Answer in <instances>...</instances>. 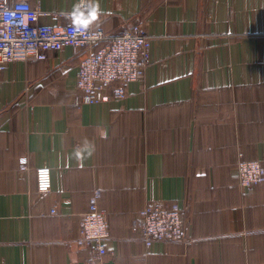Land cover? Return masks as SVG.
Returning a JSON list of instances; mask_svg holds the SVG:
<instances>
[{
	"label": "crops",
	"instance_id": "crops-1",
	"mask_svg": "<svg viewBox=\"0 0 264 264\" xmlns=\"http://www.w3.org/2000/svg\"><path fill=\"white\" fill-rule=\"evenodd\" d=\"M26 1L39 25L60 26L80 0ZM93 3L88 27L140 25L150 64L123 99L80 106L87 51L0 71V264H85L76 241L93 201L109 231L104 264H264V182L244 190L236 176L242 160L264 170V0ZM149 204L183 211L184 242L144 246L133 226Z\"/></svg>",
	"mask_w": 264,
	"mask_h": 264
},
{
	"label": "built area",
	"instance_id": "built-area-1",
	"mask_svg": "<svg viewBox=\"0 0 264 264\" xmlns=\"http://www.w3.org/2000/svg\"><path fill=\"white\" fill-rule=\"evenodd\" d=\"M79 5L84 11L88 0L83 3L80 0ZM40 15L39 8L26 0L12 3L0 0V71L12 62L45 61L50 52H58L64 47L87 51L76 73L78 95L73 100L75 106L123 99L124 87L139 81L150 64V37L138 24L111 37L91 27L78 33L70 19L60 26L39 25ZM100 44L103 45L97 47ZM28 170V159L21 158L20 173ZM236 176L239 187L248 190L264 181V170L258 161H240ZM34 177L36 194H48L51 190L50 169L46 166L35 168ZM133 230L139 231L147 248L153 242L180 243L186 239L183 211L175 205H146L138 213ZM108 238L105 216L93 201L82 217L76 241L79 248L90 253L85 264H104Z\"/></svg>",
	"mask_w": 264,
	"mask_h": 264
},
{
	"label": "clouds",
	"instance_id": "clouds-1",
	"mask_svg": "<svg viewBox=\"0 0 264 264\" xmlns=\"http://www.w3.org/2000/svg\"><path fill=\"white\" fill-rule=\"evenodd\" d=\"M85 11L87 12V15H85ZM98 14L99 4L93 3L84 11H81V5H76L74 6V11L68 15L72 19L73 24L76 26V31L80 33L87 30L88 26L97 19Z\"/></svg>",
	"mask_w": 264,
	"mask_h": 264
},
{
	"label": "trees",
	"instance_id": "trees-1",
	"mask_svg": "<svg viewBox=\"0 0 264 264\" xmlns=\"http://www.w3.org/2000/svg\"><path fill=\"white\" fill-rule=\"evenodd\" d=\"M102 45H103V44H100V45L97 46V47H101ZM242 161H244V160H242ZM259 163H260V162H259ZM260 165H261V164H260ZM261 167H262V165H261ZM262 169H263V167H262ZM263 182H264V181H263ZM263 182H262V183H263ZM262 183H260V184H262ZM260 184H258V185H260ZM238 186H239V185H238ZM255 186H257V185H255ZM255 186H252V187H255ZM252 187H251V188H252ZM249 189H250V188H249ZM90 204H91V203H90ZM88 208H89V207H88ZM87 211H88V210H87ZM108 233H109V231H108Z\"/></svg>",
	"mask_w": 264,
	"mask_h": 264
},
{
	"label": "water",
	"instance_id": "water-1",
	"mask_svg": "<svg viewBox=\"0 0 264 264\" xmlns=\"http://www.w3.org/2000/svg\"><path fill=\"white\" fill-rule=\"evenodd\" d=\"M124 31H125V30H123V31H121V32H118V33H112L110 36H111V37H112V36H117V35L123 33Z\"/></svg>",
	"mask_w": 264,
	"mask_h": 264
}]
</instances>
